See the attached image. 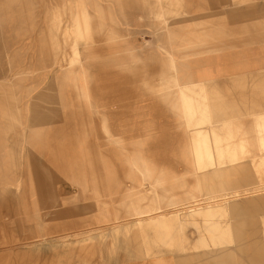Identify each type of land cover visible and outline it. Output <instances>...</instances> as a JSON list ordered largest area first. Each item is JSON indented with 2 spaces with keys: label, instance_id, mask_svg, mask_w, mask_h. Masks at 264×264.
I'll return each mask as SVG.
<instances>
[{
  "label": "rangeland",
  "instance_id": "1",
  "mask_svg": "<svg viewBox=\"0 0 264 264\" xmlns=\"http://www.w3.org/2000/svg\"><path fill=\"white\" fill-rule=\"evenodd\" d=\"M263 2L0 0V264H135L140 251L154 245L156 230L149 216L133 212L157 204L178 214L177 242L189 248L168 252L172 264H251L257 250L264 264V145L257 127L264 119V73L209 81L218 67L232 68L238 49L196 54L211 46L199 41L215 35L216 26L231 32L221 25L232 20V10ZM83 9L89 35L74 44ZM80 66L88 69V93L63 78ZM170 72L179 85H166ZM193 84L211 92L205 103L215 108L189 121L182 94ZM197 122L230 141L224 150H236L239 159L229 162L226 154L228 162L216 171L196 165ZM229 123L242 124L245 134L234 126L229 137ZM243 139L247 144L240 146ZM147 171L178 180L158 185L156 173L144 179ZM215 172L222 178L208 180L212 188L198 187L194 199L169 204L158 195L172 187L170 193L185 196ZM132 177L144 184L134 187ZM224 199L238 202L220 217L230 226L232 242L224 246L234 252L197 258L207 250L200 242L205 222L188 212ZM125 224L132 228L115 231ZM186 254L192 256L185 262Z\"/></svg>",
  "mask_w": 264,
  "mask_h": 264
},
{
  "label": "bare ground",
  "instance_id": "2",
  "mask_svg": "<svg viewBox=\"0 0 264 264\" xmlns=\"http://www.w3.org/2000/svg\"><path fill=\"white\" fill-rule=\"evenodd\" d=\"M86 10L83 9V14H85ZM76 36L74 35V41L76 44V40L77 38H86L89 35V20L86 17H84V21L83 23H81V21L78 19H76ZM84 28V29H83ZM78 36V37H77ZM75 46V45H74ZM77 47L75 46L74 49V58L73 60H79V53H78V49H76ZM187 55V54H186ZM71 59V61H73ZM169 68L171 70H177V65H176V60H174L173 56L169 59ZM87 68L85 66H80L79 69L76 70V68H70L64 71L63 74V78H65L68 82L70 83H75V87L78 89L80 88L82 91H85L86 93H88L89 91V82H88V78H87ZM83 76L84 78V82L85 84H83V87L81 85H78V83H80V81L82 80L81 77ZM169 80L166 81V85L168 87H170V85H173V82H175L174 84H178L176 76L174 75V73L170 72L169 74ZM187 88V87H185ZM189 89L191 91V93H186L184 92L182 94V100H183V104H184V111H185V116L188 118L189 121H193L195 120V118H197V116L199 115L200 118H204V117H208L210 115V113L213 112L214 110V105L209 103H205L207 102L206 99H210L211 100V92H207V90H205L208 95H204L202 93V90H197V88L193 85L189 86ZM210 93V95H209ZM203 99V100H202ZM202 100V101H200ZM196 102L198 105H194L193 103ZM201 102V103H200ZM203 103V104H202ZM202 104V105H201ZM220 109V107L216 110L215 112L217 113L218 110ZM228 120V119H225ZM229 121V120H228ZM196 126V133H197V143L195 144V148L197 150L196 155H198V157L195 160L196 165H211L214 166L213 170H220L222 167H218V165L220 164H224L225 162H228L227 158H226V154H231L229 157V162H236V160L239 159V155L236 153L235 151H231V150H224V146H230L232 143L230 141L224 142L223 138L221 136H219L215 131H210L208 129L204 130L203 124L202 122H197L196 124H194ZM226 125V124H225ZM233 124H227L225 127H227L228 132H229V137L232 136L233 134V128L234 126H236V131L242 132L243 134H245L243 132V125L240 123H236L235 125ZM257 127L261 132V137H262V144L264 145V119H261L260 122H257ZM211 133V135L209 134ZM214 136L215 141L213 142V144H211L208 140L209 137ZM247 144L246 139H243L240 142V146H244ZM233 145V144H232ZM214 147L216 149L215 153H213V151H210V149ZM243 148V147H242ZM246 151L245 149H242V152ZM216 156H215V155ZM264 156V154L262 155ZM264 161V159H263ZM138 162L134 161L132 162V165L134 164V166L137 164ZM146 165V163H145ZM264 166V163H263ZM152 172V171H151ZM156 172H148L147 174H145V178L147 179L148 176L153 177V175L155 176V182L158 185H164L165 183H169L172 182L174 180H178L176 177H165L164 173H156ZM223 174L222 172L218 173H212L211 175L205 173L203 175V177H201V179H199L198 182V186L196 185L194 188L192 187L190 190H188L185 196H180L178 194H173L170 193L172 191V187L168 188V187H162V194H160L158 192L159 196H162L163 199H166L167 202L169 204H173L175 202L178 201H182L181 198H185L184 200L187 199H194L196 197V190L202 189L205 187H214L213 185H210V183H206L208 180H213L214 179H220L222 178ZM149 177V178H151ZM154 178V177H153ZM130 182L131 184L135 187V184H137V186L139 187L141 184H144L142 181L138 182L135 180V178H130ZM129 186H132V185ZM218 187H220L223 182L217 183ZM182 185V184H181ZM159 188H161V186H157ZM114 192H117L119 189H113ZM48 193H50L51 191L49 190V188L47 189ZM157 191V189L155 190V192ZM223 201V200H222ZM219 204H211V205H207L205 206V208H201V207H191L189 210V214L190 215H199L202 216V218L204 219L205 222V232L207 233V236L202 237L201 236V244L204 248H207L206 252L203 254H197V258H202L203 256L206 257V254H212L213 256L217 257L218 259L222 258L225 255H231L234 250H231V248L225 247L224 244L232 242L231 241V234H230V226L228 223H224V221H222L220 218L222 216V214H224L225 212H227V208L231 206L236 207L238 202H230V200H225ZM264 207V203H262V205ZM162 206H158L155 205L152 209H145V208H137L134 210L133 214L136 215H141V216H149L147 217L146 221H148V226L150 227H154L156 232L155 235L153 237V242L154 245L149 246V248L145 249V250H141L138 259H133L135 261H138L135 264H172L171 263V259L167 257V253L169 252L170 254H174L175 251H186L189 248L184 245L182 243V246H180L178 244V236L176 235V231H175V221H177L178 219V214H176L175 212H173V214H168V213H164L162 211ZM105 210V209H104ZM155 211V216H151L152 212ZM101 214V213H100ZM103 214H106V217H109V210L107 209ZM142 219L141 221H138L137 224L138 226H142ZM132 226L130 224H125V226H118L115 231H125L128 229H131ZM209 247V248H208ZM192 256V254L190 255H184V260L189 261ZM260 252L259 250H257L255 252L254 255L251 256V264H260L259 260H260ZM219 264H222L219 262Z\"/></svg>",
  "mask_w": 264,
  "mask_h": 264
},
{
  "label": "crops",
  "instance_id": "3",
  "mask_svg": "<svg viewBox=\"0 0 264 264\" xmlns=\"http://www.w3.org/2000/svg\"><path fill=\"white\" fill-rule=\"evenodd\" d=\"M217 9L220 8H216V10L214 8V11H217ZM215 17L216 19L219 18L218 15H215ZM229 17L232 20L229 21V23L222 24L221 29L223 30L224 26L231 27V32H220V26H216L215 31L217 30V32L215 33V35L206 36V41H203L204 38L200 39L199 41L200 44H209L211 46H207L204 51L202 50L201 52H197L196 54H201L203 52H211L217 54L220 52H224L226 49L237 48L238 55L237 52L233 53L234 60L232 62V68L218 67L217 73L214 74V76H208L206 80L214 81L217 79H221V75H224V78L233 75H251L259 77L258 74L260 72L264 73V2L263 4H254L253 6H247L245 8L232 10V12L228 14V18ZM214 43H216L217 46L212 47L214 46ZM189 53L190 52H186V54ZM226 69H228L232 75H226ZM205 72L209 73L210 69L207 68ZM217 74L220 77H216ZM249 78L251 77H244V81ZM261 78H263L264 80V76H262ZM251 79L253 80V78ZM255 81H257L254 82L257 85L258 78H255Z\"/></svg>",
  "mask_w": 264,
  "mask_h": 264
}]
</instances>
